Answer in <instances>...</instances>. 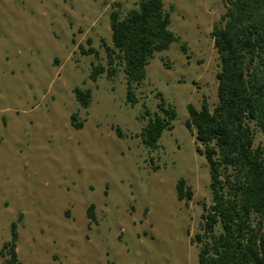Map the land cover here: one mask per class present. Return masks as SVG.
<instances>
[{
    "label": "rangeland",
    "instance_id": "obj_1",
    "mask_svg": "<svg viewBox=\"0 0 264 264\" xmlns=\"http://www.w3.org/2000/svg\"><path fill=\"white\" fill-rule=\"evenodd\" d=\"M137 1L0 0V248L14 222L20 264H197L194 236L211 198L185 108L216 103L210 31L225 2L161 0L178 42L148 61L130 107L119 66L89 75L106 67L109 13ZM74 89L90 92L86 108ZM157 93L175 119L150 150L138 134ZM260 142L253 128V147ZM178 179L188 199L176 200Z\"/></svg>",
    "mask_w": 264,
    "mask_h": 264
},
{
    "label": "trees",
    "instance_id": "obj_2",
    "mask_svg": "<svg viewBox=\"0 0 264 264\" xmlns=\"http://www.w3.org/2000/svg\"><path fill=\"white\" fill-rule=\"evenodd\" d=\"M225 11L210 31L218 58L215 74L216 103L211 110L204 99L200 108L186 105L184 127L192 132L196 152L203 155L208 169L211 203L202 205L201 243L197 264H264V0H224ZM110 47H105L106 67H93L89 75L115 74L119 66L125 80L124 103H137L134 90L145 76V66L154 54L178 42L169 31V15L161 0H138L123 15H108ZM184 52V45H180ZM85 55L97 57L88 48ZM80 108L90 100L88 90L73 91ZM156 111L143 108L146 123L138 137L150 150L157 147L163 131L171 129L174 109L157 93ZM70 122L74 129L73 116ZM253 128L261 135L253 147ZM118 137L119 131L115 128ZM198 146H201L200 149ZM175 198L188 199L183 179L175 184ZM93 221V206L86 209ZM16 225L9 226L10 240L3 243L4 264H20L15 253ZM191 242V240H190Z\"/></svg>",
    "mask_w": 264,
    "mask_h": 264
}]
</instances>
